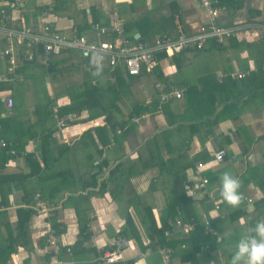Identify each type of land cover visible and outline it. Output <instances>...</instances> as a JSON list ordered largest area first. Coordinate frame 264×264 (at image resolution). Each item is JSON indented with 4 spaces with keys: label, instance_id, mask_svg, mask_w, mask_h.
I'll use <instances>...</instances> for the list:
<instances>
[{
    "label": "crops",
    "instance_id": "crops-1",
    "mask_svg": "<svg viewBox=\"0 0 264 264\" xmlns=\"http://www.w3.org/2000/svg\"><path fill=\"white\" fill-rule=\"evenodd\" d=\"M220 3L226 9L217 25L241 26L237 37L221 45L210 40L201 50L159 54L152 72L127 76L103 62L102 76L93 77L91 60L76 52L56 57L53 72L41 61L26 72L18 68L23 82L15 85L16 110L0 114L6 124L2 137L16 155L0 177L17 181L0 187V264H103L99 256L118 237L130 247L114 264H161L158 238L146 232L141 214L151 208L160 228L172 204L198 188L197 162L207 165L201 173L209 181L207 194L188 197L202 221L216 202L225 218L219 230L212 228V248L196 258L198 264H230L241 235L264 220V203L256 208L264 201V0ZM1 11L10 28L36 24L43 15L60 34L93 40L92 25L109 27L116 16L132 43L194 35L208 22L199 0H0V16ZM83 86L99 92L90 100L81 95ZM171 88H183V98L161 103L160 91ZM83 98L81 108L72 105ZM69 106L61 128L52 110ZM218 150L226 156L216 164ZM28 158L37 162L34 170ZM225 172L241 181L239 207L220 196ZM128 214L140 242L122 235ZM215 214L210 211L211 219ZM50 235L57 237L59 254L47 242ZM172 264L195 263L172 256Z\"/></svg>",
    "mask_w": 264,
    "mask_h": 264
},
{
    "label": "built area",
    "instance_id": "built-area-1",
    "mask_svg": "<svg viewBox=\"0 0 264 264\" xmlns=\"http://www.w3.org/2000/svg\"><path fill=\"white\" fill-rule=\"evenodd\" d=\"M200 7L205 11L208 22L200 25L194 35L181 36L177 39H171L165 35L158 36L151 43H132L124 30L123 22L119 17H114L109 27H102L94 24L91 31L94 33L93 39L85 36H74L68 38L58 31L54 30L47 21L46 17L41 16L36 24H26L21 22L18 28H10L7 25V13L1 11L0 16V36L5 39L6 45L0 49V64L3 69L0 70V82L15 84L19 81L17 70L25 62H39L48 68L56 57L65 53L76 52L83 59L91 60L92 52L99 51L103 54L104 60L111 71L120 69L127 76H138L142 69L152 72L158 63L159 54H180L188 49H203L204 45L210 41H215L218 45L237 37L243 30L241 26L221 27L217 25V18L225 11L226 7L220 3V0H199ZM264 31V27H262ZM110 36V37H109ZM109 37L110 39H107ZM243 74L237 75L238 79L243 78ZM184 89L171 88L169 91L161 90L159 99L161 103L169 99L180 100L183 98ZM8 92H0V102L5 107H11L13 101ZM53 117L58 126L63 128L65 123L58 116L57 107L53 108ZM2 146L6 144L2 142ZM11 155L15 152L12 150ZM226 153L218 150L213 154V162L222 163ZM207 165L204 162H197L194 175L199 179L200 184L197 189L206 187L208 179L201 176ZM197 189H189L187 195L196 198L200 193ZM206 193V191H203ZM203 193V194H204ZM252 202L251 199L248 200ZM39 205V204H38ZM40 206V205H39ZM218 207L216 206V211ZM218 217L223 216L218 214ZM173 228L172 232L190 233L194 225L183 222L181 219L169 221ZM208 228V222H205ZM212 233V230L210 231ZM166 237L171 236V231H165ZM49 246L55 254H59L61 246L57 242V237L50 235L47 239ZM130 247V241L124 237L114 239L111 244V250L106 251L98 260L103 264H114L123 261V252ZM68 254L70 249L65 250ZM158 252L161 257V264H172L173 250L167 246H158ZM72 264V263H66Z\"/></svg>",
    "mask_w": 264,
    "mask_h": 264
},
{
    "label": "trees",
    "instance_id": "trees-1",
    "mask_svg": "<svg viewBox=\"0 0 264 264\" xmlns=\"http://www.w3.org/2000/svg\"><path fill=\"white\" fill-rule=\"evenodd\" d=\"M37 12H39V11H37ZM213 42L215 43V45H218L215 41H213ZM5 45H6L5 39L1 40L0 41V48L3 49L5 47ZM162 55H164V54H162ZM162 55H160V58H162ZM32 63L33 62H25L24 61L21 64L23 66L22 71L26 72L27 69L29 68V66L32 65ZM53 65H54V62L50 63V66L48 68H46V67L45 68L47 69V71H50L52 69ZM53 71H54V68L51 70V72H53ZM118 75L120 76V73H118ZM18 82L19 83H17V84H7V83L0 82V92H6L7 90H8V92L10 91L11 94L8 97H10L13 101L12 106L8 107V108L5 107L0 102V114H1V112L5 111L4 108L10 109L11 111L16 110L14 97L16 96L15 90H17L18 87L15 85L21 84L23 81L21 79H19ZM91 89L95 90L92 92V94L90 92L91 90L88 87L85 90V87L83 86V90H85V92L82 93L81 95H88L87 97L90 98V100L93 99L94 93L98 94L99 89L95 88V87H92ZM71 103L73 106H76V104H78V106L81 108V106H84L85 100H84V98H83V101H80L78 99L77 101H72ZM96 104L98 105L100 103L98 102ZM49 111H50V109H49ZM71 111H72L71 106L63 107V108H57L58 116L60 118H61V116L68 115V113H70ZM52 114H53V110H52ZM4 125H6V124L3 123V120L0 117V169L4 168L5 164L7 163V161L9 159L16 156V155L10 154V152L13 150V148H12V146H9V143L2 137V133H3L2 131H3ZM99 130L105 131L106 128L103 127L102 129H97L96 131H99ZM2 142H4L6 144L5 147L2 146ZM28 160L30 161L32 159L28 158ZM29 164H30V166H32L31 168L33 170H34L33 165H35L37 167L36 161H35V164H33V160H32L29 162ZM33 170L31 173H33ZM5 182L17 183L15 177H12V176L11 177H5V176L0 177V187H2L5 184ZM208 184H209V181H208ZM208 184L206 185V187L201 188L199 190L200 194H202V195L207 194ZM203 191H206V193H204ZM214 202H216V201H214ZM263 203H264V201L258 202L256 204V208L259 209V207H260L259 204L262 205ZM216 206L218 207L217 211L215 210ZM171 209L172 210H170L168 213L165 212L164 218L162 220L163 225L160 228L156 227V221H155L152 209L149 207L145 209L144 214H141L142 215L141 222L145 226L146 232H151L150 235L152 234L153 236L156 235V238H158V243H159L158 246H167V247L171 248L172 250L174 248L178 247L181 250H180V252H177V253L175 252V254L173 252L174 257L178 256V258L181 262L193 261L195 264H198L199 261L197 259L198 257L196 258V254L208 252V249H207L208 246L210 248H212L209 244H213L216 242V237L211 235L214 232L212 228L219 230L221 223L223 222L222 220H219V219L225 218V217H223V218L218 217V214L223 216V214L220 213V211H221L220 210V204H218L216 202V204L211 208V210H206L205 211L206 215L203 216V221L201 220V216L198 214L194 203L191 201V199L188 196L186 197L185 194H183L179 198V200H177L176 202H174L172 204ZM213 210H215V212H216L215 216L217 218L211 219L210 211L212 212ZM132 216H133L132 214H128L126 216L127 217V224H126V227H125L122 235H124L128 238H130V236H132L136 240V242L137 241L140 242V233L134 227L135 223H134V219L132 218ZM176 219H181L183 222H188V223L193 224L194 225L193 231L190 232L189 235H186V236L185 235L182 236V235L178 234L179 232H177V231L172 232L173 228L170 226L169 220L174 221ZM227 219L229 221H233V215H230ZM28 220H29V217L26 218L25 223ZM205 222H208V228L206 227ZM148 225L150 226V228H148ZM211 230H212V233L210 232ZM165 231H171V236L166 237L164 235ZM233 238H234V236L231 239H233ZM227 240L229 241L230 239L229 238L221 239L219 244L226 243ZM10 252H8V254Z\"/></svg>",
    "mask_w": 264,
    "mask_h": 264
},
{
    "label": "clouds",
    "instance_id": "clouds-1",
    "mask_svg": "<svg viewBox=\"0 0 264 264\" xmlns=\"http://www.w3.org/2000/svg\"><path fill=\"white\" fill-rule=\"evenodd\" d=\"M103 60L101 52H92L90 71L93 77L102 76ZM220 185L223 201L233 208L239 207L244 200L240 191V179L230 172H225L220 178ZM230 264H264V220L258 221L253 228L241 235Z\"/></svg>",
    "mask_w": 264,
    "mask_h": 264
}]
</instances>
